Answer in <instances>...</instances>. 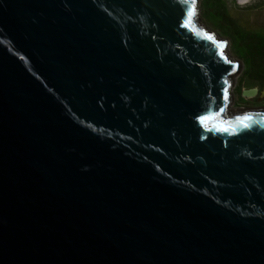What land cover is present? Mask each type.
<instances>
[{
	"label": "water",
	"instance_id": "obj_1",
	"mask_svg": "<svg viewBox=\"0 0 264 264\" xmlns=\"http://www.w3.org/2000/svg\"><path fill=\"white\" fill-rule=\"evenodd\" d=\"M195 2L0 0V264H264V110Z\"/></svg>",
	"mask_w": 264,
	"mask_h": 264
},
{
	"label": "rangeland",
	"instance_id": "obj_2",
	"mask_svg": "<svg viewBox=\"0 0 264 264\" xmlns=\"http://www.w3.org/2000/svg\"><path fill=\"white\" fill-rule=\"evenodd\" d=\"M203 27L228 43L230 58L240 64L233 78L231 112L264 110V0H195ZM256 94L246 97L245 92Z\"/></svg>",
	"mask_w": 264,
	"mask_h": 264
},
{
	"label": "snow or ice",
	"instance_id": "obj_3",
	"mask_svg": "<svg viewBox=\"0 0 264 264\" xmlns=\"http://www.w3.org/2000/svg\"><path fill=\"white\" fill-rule=\"evenodd\" d=\"M194 13H195V7H194V5H193L192 10L189 11V13H188V22H189V23L192 22V17H193V15H194ZM221 47H224V45H221Z\"/></svg>",
	"mask_w": 264,
	"mask_h": 264
},
{
	"label": "bare ground",
	"instance_id": "obj_4",
	"mask_svg": "<svg viewBox=\"0 0 264 264\" xmlns=\"http://www.w3.org/2000/svg\"><path fill=\"white\" fill-rule=\"evenodd\" d=\"M253 0H245V1H242V2H240L241 4H245V3H250V2H252ZM234 60V59H233ZM252 94V93H251ZM249 96H251V95H249Z\"/></svg>",
	"mask_w": 264,
	"mask_h": 264
}]
</instances>
